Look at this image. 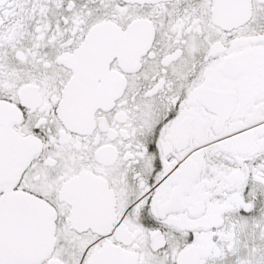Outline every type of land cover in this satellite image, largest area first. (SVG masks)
Wrapping results in <instances>:
<instances>
[{"label": "snow or ice", "instance_id": "snow-or-ice-1", "mask_svg": "<svg viewBox=\"0 0 264 264\" xmlns=\"http://www.w3.org/2000/svg\"><path fill=\"white\" fill-rule=\"evenodd\" d=\"M0 264H264V0H0Z\"/></svg>", "mask_w": 264, "mask_h": 264}]
</instances>
